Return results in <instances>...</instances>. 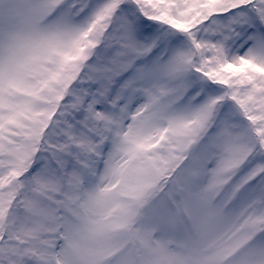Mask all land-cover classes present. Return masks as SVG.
<instances>
[{
    "label": "snow or ice",
    "instance_id": "1",
    "mask_svg": "<svg viewBox=\"0 0 264 264\" xmlns=\"http://www.w3.org/2000/svg\"><path fill=\"white\" fill-rule=\"evenodd\" d=\"M0 264H264V0H0Z\"/></svg>",
    "mask_w": 264,
    "mask_h": 264
}]
</instances>
